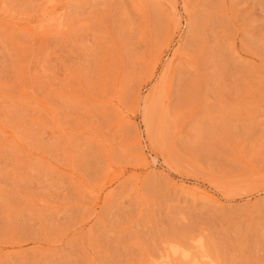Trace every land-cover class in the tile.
<instances>
[{
    "label": "rangeland",
    "instance_id": "obj_1",
    "mask_svg": "<svg viewBox=\"0 0 264 264\" xmlns=\"http://www.w3.org/2000/svg\"><path fill=\"white\" fill-rule=\"evenodd\" d=\"M0 264H264V0H0Z\"/></svg>",
    "mask_w": 264,
    "mask_h": 264
},
{
    "label": "bare ground",
    "instance_id": "obj_2",
    "mask_svg": "<svg viewBox=\"0 0 264 264\" xmlns=\"http://www.w3.org/2000/svg\"><path fill=\"white\" fill-rule=\"evenodd\" d=\"M180 249V248H179ZM185 256V255H184ZM166 261V260H165ZM164 262V261H163Z\"/></svg>",
    "mask_w": 264,
    "mask_h": 264
}]
</instances>
